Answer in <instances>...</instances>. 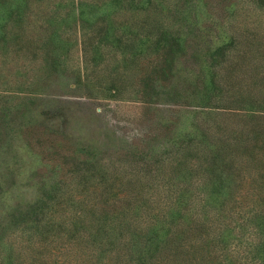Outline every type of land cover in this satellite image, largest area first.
<instances>
[{"label":"trees","instance_id":"obj_1","mask_svg":"<svg viewBox=\"0 0 264 264\" xmlns=\"http://www.w3.org/2000/svg\"><path fill=\"white\" fill-rule=\"evenodd\" d=\"M247 2L0 0V264H264V16L243 21L264 0ZM73 46L86 89L98 74L94 93L168 114L131 143L47 118Z\"/></svg>","mask_w":264,"mask_h":264},{"label":"rangeland","instance_id":"obj_2","mask_svg":"<svg viewBox=\"0 0 264 264\" xmlns=\"http://www.w3.org/2000/svg\"><path fill=\"white\" fill-rule=\"evenodd\" d=\"M236 3L235 8H240V13L245 12L247 8L246 4L251 5L247 0H234ZM217 10H215V13ZM206 11H203L201 17H207ZM263 13L260 17L257 12L247 11L246 18L243 21H249L250 19H263ZM217 20L216 18H211ZM238 19H242L238 18ZM67 61L65 67L69 70L68 74L74 72L72 76L63 77L59 83H55L43 92L41 98L46 99V104L41 109H46L45 114L47 118H54L55 120L62 121V118L55 115V109H62L63 107L73 108L78 117L84 119L85 124L77 127L84 133L89 135L100 134V132H110L115 137L131 143L141 138L143 133H147L149 130L148 125L156 119L158 114H168L166 112L170 107H164L157 105L160 110L150 111L145 114L143 109L133 98H128L127 93L122 94L118 98H111L107 96V92L94 93L97 89V85L103 84V78L101 75L92 77L93 79L89 85L92 87L86 89L82 75L80 72V57L76 46L70 48L67 55ZM62 62V60H61ZM190 67V66H188ZM74 76V77H73ZM96 81V83H95ZM105 88V87H104ZM60 97H66L59 100ZM153 118V120H149ZM53 127H58L59 122H53ZM88 127V128H87ZM97 134V135H98ZM25 199H30L32 196L29 191L23 196Z\"/></svg>","mask_w":264,"mask_h":264}]
</instances>
